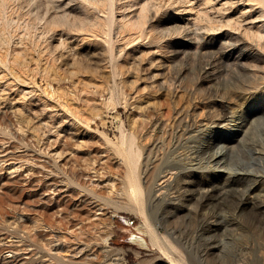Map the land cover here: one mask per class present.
I'll return each instance as SVG.
<instances>
[{
    "label": "rangeland",
    "instance_id": "1",
    "mask_svg": "<svg viewBox=\"0 0 264 264\" xmlns=\"http://www.w3.org/2000/svg\"><path fill=\"white\" fill-rule=\"evenodd\" d=\"M0 264H264V0H0Z\"/></svg>",
    "mask_w": 264,
    "mask_h": 264
},
{
    "label": "bare ground",
    "instance_id": "2",
    "mask_svg": "<svg viewBox=\"0 0 264 264\" xmlns=\"http://www.w3.org/2000/svg\"><path fill=\"white\" fill-rule=\"evenodd\" d=\"M219 160H221V159H219ZM205 193H206V195H209V191H206ZM257 204L258 203L253 198H249V197H246V198L240 200L238 203L239 208H245V207H252L253 208V207L257 206ZM146 225H147L146 231H144V234L149 235L150 239L148 240L145 237L137 236L135 233H133L131 235V237L134 238V239L132 238V242L138 241L142 247H146V248L150 247L151 245L152 246L161 245V237L158 234V232L149 224L146 223ZM130 241H131V239H130Z\"/></svg>",
    "mask_w": 264,
    "mask_h": 264
},
{
    "label": "built area",
    "instance_id": "3",
    "mask_svg": "<svg viewBox=\"0 0 264 264\" xmlns=\"http://www.w3.org/2000/svg\"><path fill=\"white\" fill-rule=\"evenodd\" d=\"M123 222H124V224L128 225V223L126 222V220H124ZM133 223H134V222L132 221L131 224H133Z\"/></svg>",
    "mask_w": 264,
    "mask_h": 264
}]
</instances>
